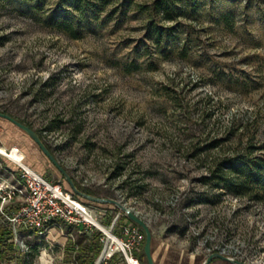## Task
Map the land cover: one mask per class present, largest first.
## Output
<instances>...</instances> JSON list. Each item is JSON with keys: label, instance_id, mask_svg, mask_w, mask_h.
<instances>
[{"label": "rangeland", "instance_id": "obj_1", "mask_svg": "<svg viewBox=\"0 0 264 264\" xmlns=\"http://www.w3.org/2000/svg\"><path fill=\"white\" fill-rule=\"evenodd\" d=\"M145 3L153 0L113 1L73 38L0 0V109L41 131L76 180L136 212L184 264L217 252L264 264V201L203 181L248 146L264 156V0H178L179 24H168L186 55L160 53ZM129 57L141 71L114 65ZM0 126V147H22L33 168L70 189L27 133L6 119ZM90 206L110 227L121 213ZM38 236L27 233L28 249L3 264H70L63 230Z\"/></svg>", "mask_w": 264, "mask_h": 264}, {"label": "trees", "instance_id": "obj_2", "mask_svg": "<svg viewBox=\"0 0 264 264\" xmlns=\"http://www.w3.org/2000/svg\"><path fill=\"white\" fill-rule=\"evenodd\" d=\"M113 1L116 0H62L56 8L42 11L41 5L44 4L45 0H13V2L21 5L26 14L41 18L48 26L69 33L73 38L81 37L85 30L93 27L101 9ZM123 1L125 5H131L135 0ZM139 7L150 18V35L157 45L162 46L163 49L160 53L166 55L178 52L186 55L185 52L187 50L184 42L178 36H174L173 28L175 26L168 24L169 22H173L176 25L179 24L177 15L185 9L184 5H180L178 0H153L152 5L145 3L139 4ZM127 59L126 61L117 60L114 65L122 68L127 74L137 73L144 67V64L138 59L132 57ZM158 65V62H151L149 67L155 70ZM0 111L4 110L0 109ZM4 112L32 127L14 114L7 111ZM38 132L45 140L43 133L41 131ZM45 142L48 144L47 141ZM48 146L50 147L49 144ZM248 148L246 152L235 154L229 157L225 163L218 165V168L211 172V176L204 177L203 181H212L216 188H224L237 196L264 201V156L255 155L250 150V146ZM50 149L52 150L51 147ZM75 181L81 191L94 196H103L99 191L84 186L76 179ZM66 190L73 192L71 187ZM75 196L86 204H95L96 206L110 209L109 205L93 203L76 194ZM124 222L136 224L126 214H122L118 224H125ZM64 229L70 235V241L66 247L70 264H96L104 249L103 233L98 229H90L86 226H76L68 223H64ZM12 239V232L9 227L1 225L0 264L5 261L11 262L15 259V255L17 254L16 257H18L20 253ZM137 255L144 264H149L145 253V244L137 251ZM121 259L123 260V256L120 257L119 254H116L103 264H121ZM217 260L214 259L212 264Z\"/></svg>", "mask_w": 264, "mask_h": 264}, {"label": "built area", "instance_id": "obj_3", "mask_svg": "<svg viewBox=\"0 0 264 264\" xmlns=\"http://www.w3.org/2000/svg\"><path fill=\"white\" fill-rule=\"evenodd\" d=\"M0 155L6 157L13 167L11 171L4 170L0 163V218L12 232V240L20 252L28 249L24 241L27 233L45 235L64 221L103 233L104 262L121 254L126 264H144L137 251L144 246L146 234L138 224H122L120 232L115 233V220L111 227L103 224L95 207L33 168L22 147H0ZM16 173L18 180L14 181L11 178ZM177 200L178 197L173 195L171 201L176 203Z\"/></svg>", "mask_w": 264, "mask_h": 264}, {"label": "water", "instance_id": "obj_4", "mask_svg": "<svg viewBox=\"0 0 264 264\" xmlns=\"http://www.w3.org/2000/svg\"><path fill=\"white\" fill-rule=\"evenodd\" d=\"M0 118L6 119L12 122L13 124H15L17 127H19L21 130H23L25 133H27L32 138V140L37 144V146L45 154V156L50 160V162L55 166V168H57L59 172L65 177V179L70 184L71 189L76 195L90 202H93V203H99V204H105V205H115L121 210V213L122 212L125 213L131 220H133V222L138 224L145 231V234H146L145 253L148 257V262L149 264H156L154 256H153L154 234L149 224L141 216H139L136 212L126 207L125 204H123L122 202L116 199L94 196V195H90L88 193L81 191L79 187L77 186L74 177L67 171V169L63 166L60 160L52 152V150L49 148V146L47 145L44 138L40 135L39 132H37L35 129H33L29 125L21 122L14 116L4 111H0ZM120 215L115 219L114 225L119 220ZM103 256H104L103 254L100 256L96 264H99V261L103 258ZM214 259L225 260L232 264H248L246 262H242L240 260L230 258L219 252L213 253L212 255H210L202 264H212Z\"/></svg>", "mask_w": 264, "mask_h": 264}, {"label": "crops", "instance_id": "obj_5", "mask_svg": "<svg viewBox=\"0 0 264 264\" xmlns=\"http://www.w3.org/2000/svg\"><path fill=\"white\" fill-rule=\"evenodd\" d=\"M0 163H2V162H0ZM2 167H3L4 170L8 169L10 171H11V168H13L11 163H5V164L2 163ZM11 179H14V181H17L18 180V174L17 173L15 175L12 174V178ZM101 212H102V210L98 211L99 216L102 215ZM64 223H66V222L60 221L59 226H55L48 233H46L45 235H39V236H47L48 237V235L51 234V232L53 230L57 229V228H60L61 230H63V232H65V234L68 236V242H67V244L65 246L66 261L68 262V259H67L68 255L66 253V247H67V245H68V243L70 241V235H68L66 233V231L64 229ZM120 256H121V254H120ZM153 256H154L156 264H184V261H185L184 260V254L182 252L180 253V252L176 251L175 249L170 250L169 248L163 249V247H161L160 245H158L155 242L153 244ZM120 263L121 264H126L124 258H123V260Z\"/></svg>", "mask_w": 264, "mask_h": 264}, {"label": "bare ground", "instance_id": "obj_6", "mask_svg": "<svg viewBox=\"0 0 264 264\" xmlns=\"http://www.w3.org/2000/svg\"><path fill=\"white\" fill-rule=\"evenodd\" d=\"M108 231L110 234H113L110 229H108ZM102 262H103V258L99 261V264H102Z\"/></svg>", "mask_w": 264, "mask_h": 264}]
</instances>
